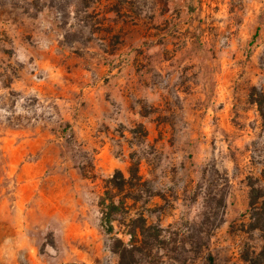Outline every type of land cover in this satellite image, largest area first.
Returning a JSON list of instances; mask_svg holds the SVG:
<instances>
[{"label": "rangeland", "instance_id": "obj_1", "mask_svg": "<svg viewBox=\"0 0 264 264\" xmlns=\"http://www.w3.org/2000/svg\"><path fill=\"white\" fill-rule=\"evenodd\" d=\"M70 1L0 0V264H119L99 203L131 158L166 230L147 264H264V0Z\"/></svg>", "mask_w": 264, "mask_h": 264}, {"label": "trees", "instance_id": "obj_2", "mask_svg": "<svg viewBox=\"0 0 264 264\" xmlns=\"http://www.w3.org/2000/svg\"><path fill=\"white\" fill-rule=\"evenodd\" d=\"M75 3H83L86 5V9L89 8L87 0L70 1L64 7L60 3L62 13L66 19L71 16V13H69L70 6H75L77 8L75 12L80 15L81 10L78 9L79 7ZM88 26L87 24L86 28ZM70 35H76V33L67 30V38ZM251 97L258 106L264 120V92L254 89ZM80 169L84 176H89L90 173L87 171V167H81ZM203 181L206 183V175ZM227 186V183H225L220 191L210 188L205 196L203 220L198 226L193 227V233L190 236L192 251L196 255L207 245V240L211 237L213 231L223 223V211L226 208L228 195ZM154 197L150 184L144 181L141 176L140 163L134 158H131L128 175L122 171H117L108 181L106 191L99 203L102 214L101 222L109 235H114L115 223L123 227L122 235L126 240L113 237L111 247L112 251L119 256V264L153 263L155 257L159 256V251L167 245L166 230L156 224L149 223L143 211L139 212L138 210L136 213H132V210L140 202L148 204ZM257 199L253 200L252 207L262 212L264 201L261 203V207H255L259 204ZM259 214L257 213V215ZM256 229L264 231V225L258 223Z\"/></svg>", "mask_w": 264, "mask_h": 264}]
</instances>
